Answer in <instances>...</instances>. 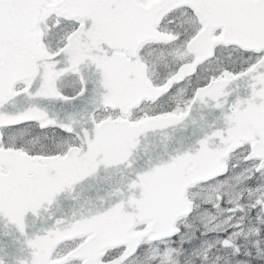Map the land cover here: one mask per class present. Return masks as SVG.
<instances>
[{"label":"snow or ice","instance_id":"1","mask_svg":"<svg viewBox=\"0 0 264 264\" xmlns=\"http://www.w3.org/2000/svg\"><path fill=\"white\" fill-rule=\"evenodd\" d=\"M0 264H264V0H0Z\"/></svg>","mask_w":264,"mask_h":264}]
</instances>
